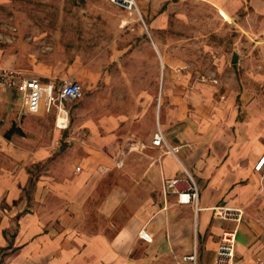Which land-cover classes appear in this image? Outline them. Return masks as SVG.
I'll return each mask as SVG.
<instances>
[{"label":"crops","instance_id":"1","mask_svg":"<svg viewBox=\"0 0 264 264\" xmlns=\"http://www.w3.org/2000/svg\"><path fill=\"white\" fill-rule=\"evenodd\" d=\"M161 1L144 11L153 44L121 45L115 76L100 66L103 46L92 54L89 45V56L75 50L74 76L90 102L67 110L73 133L69 124L57 128L58 113L29 114L18 91L0 94V264H176L195 244L198 264H214L222 234L236 227L214 218L211 209L221 206L245 211L234 264H264V167L255 170L264 155V99L190 84L168 62L156 106ZM210 1L229 21L247 3L255 33L264 34V0ZM117 96L128 98L117 104ZM157 122L178 155L152 146ZM186 172L199 189L198 213L167 187L181 180L186 189Z\"/></svg>","mask_w":264,"mask_h":264},{"label":"rangeland","instance_id":"2","mask_svg":"<svg viewBox=\"0 0 264 264\" xmlns=\"http://www.w3.org/2000/svg\"><path fill=\"white\" fill-rule=\"evenodd\" d=\"M135 1L139 11L130 13L110 0H0V69H21L56 85L77 81L75 50L85 47L83 54L89 56L92 44V54L98 51V45L103 46L99 51L105 58L100 66L106 75L115 76L121 70L114 58L121 45L153 42V19L144 13L149 0ZM160 5L157 17L163 20L154 34L163 47L162 76L161 84L156 81V95L151 97L158 100L156 106L161 105L170 65L190 84L240 88L242 92L249 91L253 99H264V34L255 33L260 30L258 18L249 15L247 3L236 9V16H229L230 21L219 14L223 9L210 0H163ZM163 51L168 53V59ZM234 52L240 56L236 65L232 64ZM203 77L211 81L204 82ZM83 91L82 100L64 103L67 110L89 104L90 96L84 87ZM114 98L117 104H123L128 97ZM109 99L103 97L102 103L113 104ZM56 113L55 108L48 113L50 119ZM242 113H246L244 108ZM69 121L67 134L73 133L72 112Z\"/></svg>","mask_w":264,"mask_h":264},{"label":"built area","instance_id":"3","mask_svg":"<svg viewBox=\"0 0 264 264\" xmlns=\"http://www.w3.org/2000/svg\"><path fill=\"white\" fill-rule=\"evenodd\" d=\"M112 4L126 10L127 12L139 11L135 0H110ZM204 82L211 79L203 77ZM18 91L21 95L22 103L29 114H39L42 110L51 112L54 108L58 114L67 116L68 123L59 125L60 130L67 129L69 124V112L64 106L66 102L80 101L84 97L82 85L73 80L65 81L60 85L55 83H45L40 79L31 78L27 71L17 68L0 69V94L10 91ZM152 146L164 150L165 154L178 155L179 147L170 145L164 131L160 126L152 139ZM121 166V163L119 164ZM264 167V155L258 161L255 170L261 171ZM79 170V169H78ZM186 189L181 190V180H174L167 183V187L174 189L177 194V203L182 206H192L195 212L201 211L199 207V189L194 178L188 173ZM215 219L231 222L236 225L235 229L227 230L222 234L219 247L216 253L214 264H234L236 250L238 246V227L244 222L245 211L240 208L215 207L211 209ZM197 226V223L195 224ZM140 238L147 243H152V237L146 232L141 231ZM176 264H198L197 245L195 244L193 253L183 257Z\"/></svg>","mask_w":264,"mask_h":264},{"label":"bare ground","instance_id":"4","mask_svg":"<svg viewBox=\"0 0 264 264\" xmlns=\"http://www.w3.org/2000/svg\"><path fill=\"white\" fill-rule=\"evenodd\" d=\"M67 123H68L67 116L61 114V115L58 117V124H59V125H64V124H67Z\"/></svg>","mask_w":264,"mask_h":264},{"label":"water","instance_id":"5","mask_svg":"<svg viewBox=\"0 0 264 264\" xmlns=\"http://www.w3.org/2000/svg\"><path fill=\"white\" fill-rule=\"evenodd\" d=\"M239 59H240V56H239V54H238V53H236V52H234V54H233V57H232V64H233V65H236V64H238V62H239Z\"/></svg>","mask_w":264,"mask_h":264},{"label":"trees","instance_id":"6","mask_svg":"<svg viewBox=\"0 0 264 264\" xmlns=\"http://www.w3.org/2000/svg\"><path fill=\"white\" fill-rule=\"evenodd\" d=\"M15 129H12L11 131H9V133L6 134L7 138L9 137L10 134H12L14 132Z\"/></svg>","mask_w":264,"mask_h":264}]
</instances>
